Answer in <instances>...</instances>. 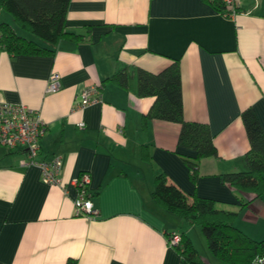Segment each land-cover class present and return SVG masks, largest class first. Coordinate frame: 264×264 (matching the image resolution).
Listing matches in <instances>:
<instances>
[{
	"label": "crops",
	"instance_id": "crops-1",
	"mask_svg": "<svg viewBox=\"0 0 264 264\" xmlns=\"http://www.w3.org/2000/svg\"><path fill=\"white\" fill-rule=\"evenodd\" d=\"M234 6L225 16L205 0H70L66 28L82 40L63 38L51 55L0 46V100L35 111L46 126L37 158L61 159V185H48L37 167L21 164L23 151L0 145V264H187L166 237H189L194 225L153 200L159 174L188 200L208 197L236 211L235 226L264 239V193L242 205L251 193L220 179L244 169L240 112L252 107L264 127V0ZM174 59L183 117L207 124L217 152L199 161L195 183L177 152L178 124H143L153 99L102 82L122 66L158 72ZM52 73L59 88L47 92ZM89 86L99 100L73 111ZM81 174L95 217L73 204L71 181ZM206 254V264H227Z\"/></svg>",
	"mask_w": 264,
	"mask_h": 264
},
{
	"label": "trees",
	"instance_id": "trees-1",
	"mask_svg": "<svg viewBox=\"0 0 264 264\" xmlns=\"http://www.w3.org/2000/svg\"><path fill=\"white\" fill-rule=\"evenodd\" d=\"M70 0H0L1 13H7L13 24L30 34L34 40L19 34L12 25L0 21V46L13 55H51L61 39L82 40V34L66 28L65 16ZM219 14L228 16L231 9L220 0H205ZM1 15V14H0ZM111 82L138 98H152L149 110L143 114V124L149 119L176 123L179 126L177 152L189 171L192 183L197 179L199 161L216 157L213 134L207 124L185 120L181 98L178 62L174 59L158 72L140 67H119L102 82ZM248 148L243 155L244 169L221 175L222 182L236 191L251 193L247 204L264 193V127L252 107L240 112ZM144 147L138 150L147 157ZM151 196L164 209L178 215L190 225L199 227L212 256L227 264H255L264 257V239L256 240L234 224L236 211L217 208L215 200L184 193L163 174L154 177ZM181 244L176 247L181 261L206 264L197 253L186 232H180Z\"/></svg>",
	"mask_w": 264,
	"mask_h": 264
},
{
	"label": "built area",
	"instance_id": "built-area-1",
	"mask_svg": "<svg viewBox=\"0 0 264 264\" xmlns=\"http://www.w3.org/2000/svg\"><path fill=\"white\" fill-rule=\"evenodd\" d=\"M220 1L231 9V13H234V5L237 0ZM58 88L59 76L56 73H52L47 83V92H54ZM78 98L73 111L83 110L89 104L99 100L97 86L85 88ZM78 126H82V123H79ZM45 130V124L35 111L22 104L8 103L0 100V145L9 151H23L25 158L21 160V164L37 167L43 183L61 185L59 177L60 156L53 155L49 159L37 158L40 152L38 142L43 137ZM88 182L89 179L86 174H81L78 178L71 181L76 190L73 204L77 214L95 217L97 213L92 209L89 199ZM166 238L167 243L171 246L177 247L181 244V236L177 232L168 233ZM254 263L264 264V257L258 258Z\"/></svg>",
	"mask_w": 264,
	"mask_h": 264
},
{
	"label": "rangeland",
	"instance_id": "rangeland-1",
	"mask_svg": "<svg viewBox=\"0 0 264 264\" xmlns=\"http://www.w3.org/2000/svg\"><path fill=\"white\" fill-rule=\"evenodd\" d=\"M0 21H5L7 23H9L10 25L13 26V28L18 31L19 34H25V35H28L30 37H33L31 36L30 34L20 30L19 28H17L13 22H12V19L11 17L5 13V12H2L1 15H0ZM191 233H189V238L191 240V244L193 245V247L195 248V250L197 251V253L203 257L204 255H207L206 253H209L208 252V248H207V244H206V241L205 239L203 238L201 232H200V229L198 226L194 225L192 227V230H190ZM259 236V235H258ZM256 240H260V239H256Z\"/></svg>",
	"mask_w": 264,
	"mask_h": 264
}]
</instances>
